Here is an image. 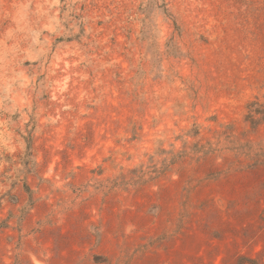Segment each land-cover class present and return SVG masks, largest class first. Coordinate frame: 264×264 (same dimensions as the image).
Segmentation results:
<instances>
[{
  "label": "rangeland",
  "instance_id": "obj_1",
  "mask_svg": "<svg viewBox=\"0 0 264 264\" xmlns=\"http://www.w3.org/2000/svg\"><path fill=\"white\" fill-rule=\"evenodd\" d=\"M257 108L264 0H0V264H264Z\"/></svg>",
  "mask_w": 264,
  "mask_h": 264
},
{
  "label": "crops",
  "instance_id": "obj_2",
  "mask_svg": "<svg viewBox=\"0 0 264 264\" xmlns=\"http://www.w3.org/2000/svg\"><path fill=\"white\" fill-rule=\"evenodd\" d=\"M201 239L202 235L199 231L192 232L185 240L183 239V242L178 240L176 236H173L168 240L166 251L164 253L162 252L163 254L160 253L159 255H156L145 252L138 256L136 261H132L130 264H186L183 254L194 253L195 245L198 244ZM164 246L165 244L161 245L159 249L163 251L165 248ZM118 255H114V258ZM164 255H166V257H163Z\"/></svg>",
  "mask_w": 264,
  "mask_h": 264
},
{
  "label": "trees",
  "instance_id": "obj_3",
  "mask_svg": "<svg viewBox=\"0 0 264 264\" xmlns=\"http://www.w3.org/2000/svg\"><path fill=\"white\" fill-rule=\"evenodd\" d=\"M250 108H253V106L250 105ZM247 118L252 125H255L264 118V109L257 108L254 111L248 112Z\"/></svg>",
  "mask_w": 264,
  "mask_h": 264
}]
</instances>
